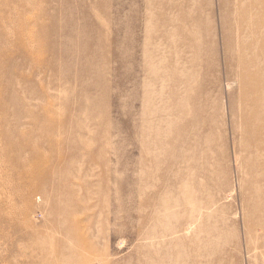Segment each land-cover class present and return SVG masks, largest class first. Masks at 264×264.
<instances>
[{
    "label": "rangeland",
    "instance_id": "374dc122",
    "mask_svg": "<svg viewBox=\"0 0 264 264\" xmlns=\"http://www.w3.org/2000/svg\"><path fill=\"white\" fill-rule=\"evenodd\" d=\"M0 264H264V0H0Z\"/></svg>",
    "mask_w": 264,
    "mask_h": 264
}]
</instances>
